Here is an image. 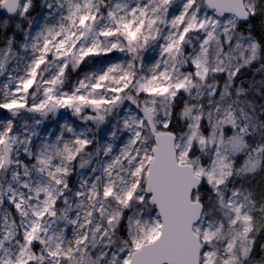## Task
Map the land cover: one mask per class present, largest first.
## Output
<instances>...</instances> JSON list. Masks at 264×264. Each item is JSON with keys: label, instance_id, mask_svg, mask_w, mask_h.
Instances as JSON below:
<instances>
[{"label": "snow or ice", "instance_id": "obj_1", "mask_svg": "<svg viewBox=\"0 0 264 264\" xmlns=\"http://www.w3.org/2000/svg\"><path fill=\"white\" fill-rule=\"evenodd\" d=\"M0 110V264H264V0H0Z\"/></svg>", "mask_w": 264, "mask_h": 264}, {"label": "trees", "instance_id": "obj_2", "mask_svg": "<svg viewBox=\"0 0 264 264\" xmlns=\"http://www.w3.org/2000/svg\"><path fill=\"white\" fill-rule=\"evenodd\" d=\"M253 23H254V25L256 26L257 31L260 32L261 29L259 28V24H260L259 20H256V21H254ZM262 181H264V176H258L257 179H256V185H259ZM256 185H254V187H255Z\"/></svg>", "mask_w": 264, "mask_h": 264}, {"label": "rangeland", "instance_id": "obj_3", "mask_svg": "<svg viewBox=\"0 0 264 264\" xmlns=\"http://www.w3.org/2000/svg\"><path fill=\"white\" fill-rule=\"evenodd\" d=\"M117 55H119V54H117ZM73 79H75V77H73ZM61 111L63 112L64 110H61ZM3 114H4L3 111L0 110V115H3ZM65 117L71 118V113L70 112H66L65 113ZM50 127H52V125H50Z\"/></svg>", "mask_w": 264, "mask_h": 264}]
</instances>
